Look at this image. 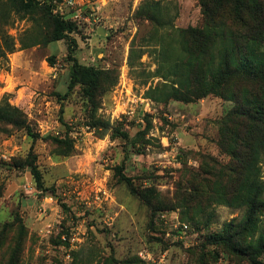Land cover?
Instances as JSON below:
<instances>
[{
  "label": "rangeland",
  "instance_id": "374dc122",
  "mask_svg": "<svg viewBox=\"0 0 264 264\" xmlns=\"http://www.w3.org/2000/svg\"><path fill=\"white\" fill-rule=\"evenodd\" d=\"M146 1L152 0L90 2L98 28L78 20V29L57 42L41 16L22 19L0 9V35L16 45L0 60V105L19 107L34 135L0 125V236L6 231L0 264L18 243L19 264H247L246 255L202 246L226 223L239 224L243 209L217 207L211 230H203L183 219L181 209L163 208L175 200L177 182L187 188L180 171L197 169V154L228 161L214 146L233 105L213 96L166 105L147 96L168 81L154 76L162 62L159 34L135 17ZM153 1L168 6L169 17L178 11L179 28L196 27L202 18L198 0ZM74 61L114 73L115 85L106 86L96 107L80 86L70 89ZM116 129L136 139V147L113 138ZM119 169L139 191H158L153 206L131 193ZM258 227V234L264 231V213Z\"/></svg>",
  "mask_w": 264,
  "mask_h": 264
},
{
  "label": "trees",
  "instance_id": "16d2710c",
  "mask_svg": "<svg viewBox=\"0 0 264 264\" xmlns=\"http://www.w3.org/2000/svg\"><path fill=\"white\" fill-rule=\"evenodd\" d=\"M44 3L0 0V9H10L22 19L36 20V16H41L51 27V42L64 40L78 29L77 21L55 16L50 4ZM198 3L202 18L196 27H177L174 22L178 11L169 17L170 8L161 1H146L135 14L137 20L147 22L156 35L159 34L162 62L154 76L168 81L150 89L147 96L166 105L172 101L190 104L211 96L233 105L220 120L214 146L228 161L223 163L206 153L197 154L199 167L180 171L181 182L187 188L177 182L175 200L170 207L163 208L181 209L183 219L204 227L203 230H211L217 207L243 209L244 217L239 224L226 223L225 230L208 235L202 246L223 248L225 252L229 250V255H246L247 264H264V231L258 234L264 213V0H198ZM1 34L0 60H5L15 52L16 45ZM36 45L38 41L23 48ZM49 63L54 64V59L49 58ZM70 75V89L80 86L82 96L94 107L106 92V86L116 83L113 72L87 67L77 61ZM0 125L27 130L29 136L34 137L22 110L8 102L0 105ZM112 137L129 140L133 147L138 144L119 129ZM137 153L142 154L140 150ZM28 167L43 188L39 171L32 163ZM119 175L131 187L133 195L153 206L158 197L156 189L139 191L120 169ZM5 233L0 236V248L6 244ZM21 249L18 243L4 264H19Z\"/></svg>",
  "mask_w": 264,
  "mask_h": 264
},
{
  "label": "built area",
  "instance_id": "2783aa9c",
  "mask_svg": "<svg viewBox=\"0 0 264 264\" xmlns=\"http://www.w3.org/2000/svg\"><path fill=\"white\" fill-rule=\"evenodd\" d=\"M95 1H97V3L100 2V0H48V3L55 16L71 18L74 21L79 20L85 24L97 26L100 22V18L95 13L94 7H91L89 4ZM97 28L98 26L96 29Z\"/></svg>",
  "mask_w": 264,
  "mask_h": 264
},
{
  "label": "water",
  "instance_id": "95a60500",
  "mask_svg": "<svg viewBox=\"0 0 264 264\" xmlns=\"http://www.w3.org/2000/svg\"><path fill=\"white\" fill-rule=\"evenodd\" d=\"M97 33H98L99 36L103 37L106 34V30L104 28H99Z\"/></svg>",
  "mask_w": 264,
  "mask_h": 264
}]
</instances>
